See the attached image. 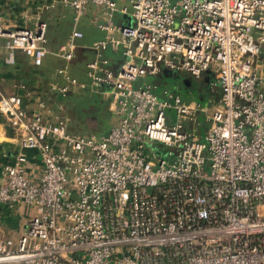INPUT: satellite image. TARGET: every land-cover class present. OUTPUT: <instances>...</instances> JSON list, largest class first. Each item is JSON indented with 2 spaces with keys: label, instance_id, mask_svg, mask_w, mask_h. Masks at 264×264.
<instances>
[{
  "label": "built area",
  "instance_id": "built-area-1",
  "mask_svg": "<svg viewBox=\"0 0 264 264\" xmlns=\"http://www.w3.org/2000/svg\"><path fill=\"white\" fill-rule=\"evenodd\" d=\"M65 3L75 24L89 6L102 8L107 36L92 47L86 82L65 67L68 85L51 90L66 98L72 86L89 89L120 119L102 136L73 134L0 93V113L43 165L37 182L22 153L1 170L0 206L32 217L17 241L0 239V264H264V0ZM119 11L133 25L115 26ZM46 32L45 23L0 30L7 64L20 53L40 67ZM82 38L74 30L53 55L71 63ZM110 48L122 49L117 70ZM164 71L213 74L210 106L139 83Z\"/></svg>",
  "mask_w": 264,
  "mask_h": 264
},
{
  "label": "crops",
  "instance_id": "crops-1",
  "mask_svg": "<svg viewBox=\"0 0 264 264\" xmlns=\"http://www.w3.org/2000/svg\"><path fill=\"white\" fill-rule=\"evenodd\" d=\"M114 1L122 10L130 7L132 0ZM108 21L109 18L102 8L89 6L79 23L75 24L74 12L66 5L65 0H0V30L9 34L20 29H33L37 24L45 23L47 25L45 47L49 51L40 67L34 66L28 57L20 53L16 55L15 64L9 65L6 62L5 43L7 39L0 37V93L5 96L21 97L28 113L31 116L39 117L43 123H55L58 118L65 121L70 133H72L70 118L66 111L74 112L77 119H80V122L76 121L74 124L84 133L89 126L86 125V121L82 119L81 115L83 111L89 110V112L95 113L91 116H93L96 125L93 129L95 133L90 135H105L110 129L105 131L102 129V119L98 112L99 105L105 107L107 104L100 95L86 88L72 86L70 96L63 98L58 92L51 90V84L68 85L66 79L58 75V70L65 67L68 68L70 76L80 82L87 81V65L97 57L92 47L107 36V33L100 29V25ZM111 21L115 26L133 25L132 18L121 11L115 13ZM74 30L82 32L83 38L77 41L79 48L75 59L71 63H66L54 56L53 53L67 41ZM112 35L114 38H120L117 32H113ZM121 51V48L117 50L110 48L104 54L105 58L110 61L113 70H117L123 62ZM260 61L264 80V51ZM213 77L211 73L205 74L201 81L184 77L183 82L186 81L185 96L179 93L177 95L186 102L195 101L210 106L212 97L207 88L209 82L214 79ZM156 78L148 80L157 84L154 81ZM191 81L195 83V87L188 85ZM157 85L160 94L166 90L160 83ZM181 88L177 89L181 90ZM195 92H197V99H192L191 96ZM107 112H110L109 104ZM203 133L201 132V134ZM21 141L22 133L13 130L8 118L0 113V184L2 168L6 164H13L20 153L27 158L25 167L33 182H37L42 174L43 165L38 153L32 150H23ZM31 217L32 212L29 208L22 207L18 212L12 213L0 206V239L17 241L26 231Z\"/></svg>",
  "mask_w": 264,
  "mask_h": 264
},
{
  "label": "rangeland",
  "instance_id": "rangeland-1",
  "mask_svg": "<svg viewBox=\"0 0 264 264\" xmlns=\"http://www.w3.org/2000/svg\"><path fill=\"white\" fill-rule=\"evenodd\" d=\"M169 73L171 75L162 74L161 76L156 78V80H154V81H156L157 84L160 83V85L165 87L166 90H168L174 94L179 93V94L185 96L184 91L186 89V85H185L186 81L183 82L185 80L184 76L180 73H177V72H169ZM175 76H178V79H175ZM147 82H151V80L141 79L139 81V83H147ZM178 87L179 88L182 87L181 90L177 89ZM191 98L197 99V92H195L193 94V96H191ZM100 100H101V97H100ZM106 104H105L106 105L105 107H104V105L103 106L99 105L100 110L98 112L101 119H102V126H103L102 129L104 131L107 129H111L114 126H116L119 122V119H120L118 116L112 114L111 112H107L108 111V102H106ZM81 110L83 111L84 109H81ZM66 113H67L68 117L70 118V130L72 131V133L84 134L86 132L84 135H90L92 133H95V130H93V129L96 125L94 124L95 121L93 120V116H91V115H94L95 113H91V112H89V110L83 111L84 114L82 113L81 117L84 121H86V125L89 126L84 133L82 130L77 128L76 124H74L76 121H77V123L80 122V119L79 120L77 119V116L75 115V113L72 111H69V110H67ZM168 115L173 117L174 120L171 123L174 124L175 123V113L170 111V112H168ZM201 122H203V119H201ZM90 124H91V126H90ZM207 126H208L207 124H204L202 132L205 131Z\"/></svg>",
  "mask_w": 264,
  "mask_h": 264
},
{
  "label": "flooded vegetation",
  "instance_id": "flooded-vegetation-1",
  "mask_svg": "<svg viewBox=\"0 0 264 264\" xmlns=\"http://www.w3.org/2000/svg\"><path fill=\"white\" fill-rule=\"evenodd\" d=\"M175 79H178V76H175ZM188 85L191 87H195V83L193 81L189 82Z\"/></svg>",
  "mask_w": 264,
  "mask_h": 264
},
{
  "label": "water",
  "instance_id": "water-1",
  "mask_svg": "<svg viewBox=\"0 0 264 264\" xmlns=\"http://www.w3.org/2000/svg\"><path fill=\"white\" fill-rule=\"evenodd\" d=\"M164 74H166V75H171L168 71H164Z\"/></svg>",
  "mask_w": 264,
  "mask_h": 264
},
{
  "label": "trees",
  "instance_id": "trees-1",
  "mask_svg": "<svg viewBox=\"0 0 264 264\" xmlns=\"http://www.w3.org/2000/svg\"><path fill=\"white\" fill-rule=\"evenodd\" d=\"M71 93V92H70ZM70 96V94L68 95V97Z\"/></svg>",
  "mask_w": 264,
  "mask_h": 264
}]
</instances>
